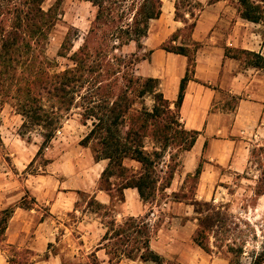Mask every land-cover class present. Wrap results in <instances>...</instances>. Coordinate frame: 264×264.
<instances>
[{"label": "crops", "instance_id": "obj_1", "mask_svg": "<svg viewBox=\"0 0 264 264\" xmlns=\"http://www.w3.org/2000/svg\"><path fill=\"white\" fill-rule=\"evenodd\" d=\"M199 1L204 3V7L195 22L191 39L200 46L194 55L192 79L186 84L179 108L183 129L199 134L193 147L182 154L180 171L174 174L167 191L178 192L186 177L194 174L203 161L196 197L206 200V191L214 190L217 181L222 178L221 169L226 172L231 170L236 175L241 173L246 166L248 146L264 135V70L248 66L243 59L234 56L237 51H247L264 57V46L257 40L255 45L248 42L247 30L239 27L255 23L239 16L227 24V9L221 3ZM167 14L170 17L169 8ZM162 16L163 13L150 22L152 25L142 40L141 51L148 52V57L136 65V74L157 80L158 91L173 105L180 81L186 74L188 60L185 56L161 49L162 44L182 25L173 16L166 21ZM236 31H240L245 38L236 40L233 36ZM224 93L236 100L233 109H224V102L219 103ZM12 119L17 120V116ZM1 128L4 132H0V139L6 153L3 156L0 152V212L13 208L1 244L14 248L18 253L30 251L33 264H91V254L95 255L98 264H110V258L101 244L108 222L114 220L116 224H121L128 217H143L147 213L153 215L150 205L141 201L136 189H124L121 200L119 196L114 197V188L108 192L100 190L98 183L108 161H96L86 147L77 145L74 149L78 157L68 159L72 150L65 149L57 155L60 148L55 144L51 151L48 150L49 162L39 166L38 172L30 173L28 168L34 162L37 147L23 141L17 128L6 122ZM48 181L50 185H47ZM81 193H90L91 196L79 214L75 204ZM26 196L32 198L30 209L20 207ZM91 199L102 206L103 215L99 214L100 210L91 209ZM183 205L174 201L164 203L163 207L178 211L183 209ZM71 213L80 217L66 225L62 216ZM170 218L177 221V216ZM106 219H109L107 223L104 222ZM60 226L64 228L61 235L58 233ZM195 228L191 220L179 227L164 225L152 237L150 248L159 255L166 251L172 253L182 264H202L186 260L182 255L190 249V242L195 244L192 241ZM184 232L188 235L186 239ZM61 238L66 242L63 249L37 261L52 244L60 246ZM9 259L0 248V264H9ZM117 264L152 263L142 262L137 257L134 260L121 259ZM203 264H226V261L220 258L206 261L204 258Z\"/></svg>", "mask_w": 264, "mask_h": 264}, {"label": "trees", "instance_id": "obj_2", "mask_svg": "<svg viewBox=\"0 0 264 264\" xmlns=\"http://www.w3.org/2000/svg\"><path fill=\"white\" fill-rule=\"evenodd\" d=\"M44 1L0 0V113L8 100L15 101L16 113L24 118L22 128L31 125L46 131L37 152L39 155L59 130L60 117L54 109L70 110L74 93H79L84 88L85 95H81L80 99L90 105L86 108V116L93 122L92 129L80 145L85 146L89 141L96 140L98 149L94 159L108 161L100 178V190L108 192L114 188L121 200L124 189H136L143 203L152 204L160 191L165 192L170 188L177 167L171 168L168 165L167 171L159 168L162 161H158L162 160L163 155L155 151L151 156L145 152L142 140L152 130L153 136L157 131L166 134L168 128L159 121L167 120L173 124L177 120L181 129L179 135L183 138L181 151L186 152L193 147L199 133L183 129L179 108L186 84L192 79L194 55L198 45L193 43L194 48L191 50L186 46L168 49L165 43L161 46L162 50L185 56L188 60L186 74L180 81L178 96L173 105L158 91L157 80L126 75L128 84L139 87V97L150 94L155 100L151 111L131 113L133 103L129 96V87L119 88L115 100L109 103L103 98L107 95L104 92L108 90V86L99 80V72L106 67L107 73L117 75L121 68L126 70L131 66L135 67L140 59L133 53L128 57L129 60L113 57L118 63L112 64L110 60L106 61L110 52L107 46L93 50L91 42L103 29V33L107 32L104 37H108L109 41L117 40L121 46L133 42L142 50V40L148 33L149 22L161 15V0H88L96 8L95 18L84 44L70 57L73 67L62 72H52L54 65L42 52L49 32L61 14V0L47 10L41 7ZM209 1L215 3L219 0ZM237 3L240 18L255 24L264 22V0H237ZM175 20L178 21L179 17L176 16ZM191 27L194 28V23ZM173 37L174 35L172 42L175 41ZM234 56L243 59L248 66L264 70V57L258 53L237 51ZM125 74L124 72V76ZM44 99L54 104L50 110L42 104ZM125 159L137 162L140 169L133 171L125 167ZM200 173L201 165L193 175L187 177L198 182ZM113 177H116L118 185L111 183L110 179ZM261 183L264 184V176ZM194 203L201 207H210L208 202ZM89 204L94 205L96 211L102 209L93 199ZM20 207L30 209L31 204H26L25 199H22ZM12 213L13 208L0 212V244ZM196 213L201 215L200 209ZM219 215V212L214 211L199 218V227L193 234L192 241L205 252L209 251L206 244L207 234L216 227ZM153 236L154 228L149 222V213L143 217H128L121 224L110 220L101 240L102 249L109 256L110 264H117L121 259L134 260L137 257L142 262L152 264H179L166 263L161 255L150 248ZM91 258L94 264H98L94 254H91ZM8 262L33 264L32 260L20 263L15 258H10ZM263 262L264 258L255 264Z\"/></svg>", "mask_w": 264, "mask_h": 264}, {"label": "rangeland", "instance_id": "obj_3", "mask_svg": "<svg viewBox=\"0 0 264 264\" xmlns=\"http://www.w3.org/2000/svg\"><path fill=\"white\" fill-rule=\"evenodd\" d=\"M57 1L58 0H45L41 7L43 10H47ZM161 2V14L163 13V19L166 21L168 18H172V16L176 19L177 16V18L179 17L178 21L182 24L180 29L174 34L173 38L175 41H171L172 36L166 40V47L172 49L175 48V46L185 45L190 47V50L193 49L194 41L191 39V33L193 30L191 24L194 23L195 25L200 12L203 10L204 3H201L199 0H161ZM208 2L210 3L209 0H207V3ZM217 2L221 3L222 6L227 9V11H225V14L227 15V24L230 20L231 22H234L236 17H239L237 0H219ZM168 8L171 14L170 17H168L167 14ZM60 12L61 14L58 17V21L50 30L46 44H44L45 46L42 50L44 56L54 65L52 72H62L73 67V62L70 57L84 44L95 18L96 8L88 0H61ZM150 22L149 27L152 25ZM239 27H244L247 30L248 42L250 41L255 45L257 40L259 44L262 43L264 46V22L254 25H239ZM102 31H99L97 37L92 39L91 48L93 50H98L100 47L107 46L106 48L110 52L106 61L110 60L112 64H117V58L129 60L128 57L133 53L136 54L140 60L141 58L146 59L148 57V52H141L142 50L138 49L135 43L132 42L127 46H121L117 40L109 41L108 37H104L107 32L103 33ZM233 36L238 41L241 38H245L243 35H240V31H236ZM197 45L200 46L199 43ZM102 69L103 71L99 72V80L102 81L103 85L108 86V90L104 92L107 95L103 98H106L109 103L115 100L119 88L124 89L125 86H128L130 92L129 96L133 103L131 113H134V111L142 112L144 110H152L155 104L153 96L147 94L144 97H139V87L127 83V74H132L135 78H139L136 74V66H131L126 70L121 68V72L117 75L111 72L107 73L105 71L106 67H103ZM124 72L126 73L125 76ZM81 95H85L84 88L79 93L78 91L74 93V101L70 110L64 111L54 109L55 113L60 117L59 130L46 148H44L39 155L35 156L34 162L28 168L30 173L38 172L39 166L43 167V165L49 162L50 153H48V150L51 151V148L55 144L58 146V149L60 148V150H57V155L60 152L63 153L65 149H71L72 152L69 154L68 159L78 157L74 148H77V145H80L85 136L90 132L93 122L91 119H87L86 108L90 105L80 99ZM221 102H224L222 104H225L224 109L225 107L233 109L237 103L234 98L232 99L229 95H226V93H224L222 101H219L220 104ZM42 104L49 110L50 107L54 105L52 102H48L47 99H44ZM171 110L174 112L173 106H171ZM14 116H17V120L12 119ZM4 122L9 124V126L17 128L18 135H23L20 136L23 141L35 145L38 152V149L43 142V135L46 131L40 127L31 125L22 128L24 118L16 113L15 101L8 100L2 108L0 113L1 133L4 132L1 128ZM169 122L170 121L167 120L159 121L161 125H166V128H168L166 134L157 131L153 136V130L149 131L143 138L142 145L144 151L151 156L155 151L161 152L163 158L158 161H162L161 167L159 168L163 169V171H167L168 169L166 166L170 165L171 168L177 167V172L178 170L180 171L179 166L181 164V156L184 153L180 148L183 138L179 135L181 129L177 125V120L173 124H170ZM81 125L86 127H82ZM1 136L2 135L0 134V137ZM84 145L85 146H81L86 147L87 152L95 158V151L98 149L97 141L93 139ZM5 151L6 148H2L1 141L0 152L3 156L6 153ZM202 162L203 161L200 163L201 166ZM123 165L133 171H138L140 169V164L130 159L123 160ZM245 165V169L237 175L231 170L226 172L225 169H221L220 172L222 178L217 181L214 190L210 189L206 191L208 194L206 200L196 197L197 181L192 177H186L180 190L174 192L176 195L168 191H160L157 194L156 200L152 204H147L150 205V210H152L150 212L153 214L152 216L149 215V219L151 220L150 224L154 228L153 237L158 234L159 229L164 225L167 226L169 224L172 227H179L180 225H186L188 220H191L196 226L195 233L199 227V218L207 213L211 214L215 211L220 213L218 219L219 222L216 223V227L213 228V231H210L207 234L208 240H206V244L209 247V251L205 252L196 244L190 242V249L186 252H182L183 257L186 260L201 262L202 264L204 258H206V261L213 258H220L225 260L226 264H255L260 262L264 258V184L261 183V178L264 176V135L260 137L258 142L252 144L250 147L248 146L247 161ZM110 181L111 183L118 185L116 177L111 178ZM47 185H50L49 181L47 182ZM98 187H100V183H98ZM90 196V193H81L78 197L75 209L79 211V214L83 207L87 205ZM118 196V193L115 191L114 197ZM174 201L182 202V204H184L183 209L173 211L172 209L163 207L164 203ZM194 202H208L210 210L208 211L209 208L201 207ZM25 203L31 204L32 198L26 196ZM42 209L44 208L42 207ZM91 209L95 210L96 208L93 205ZM199 209L201 215L196 213ZM44 211H46V209H44ZM79 214L71 213L64 215L62 216V222H65L66 225L71 224L73 221L77 220L76 218L80 217ZM99 214L103 215L104 212L100 210ZM173 216H177V221L168 219ZM108 221L109 219H106L104 222L107 223ZM63 230V226H60L58 233L60 234ZM184 234L185 239L186 237L188 238L186 232H184ZM168 240L169 239H167V242ZM65 244L66 242L61 238L60 246L52 244L48 247L47 251H43L40 254V258L37 259V261L44 260L50 255V253H58L63 249ZM0 248L6 252L8 258L14 256V258L20 263L33 260L30 251L18 253L14 248H7L2 244H0ZM203 254H206V257ZM161 256L166 263L182 264L177 256L167 251L165 254H161ZM90 263L94 264L92 259H90ZM262 264H264V262Z\"/></svg>", "mask_w": 264, "mask_h": 264}]
</instances>
